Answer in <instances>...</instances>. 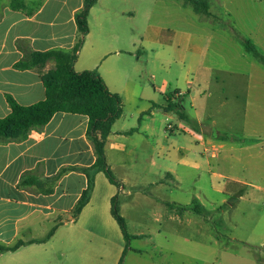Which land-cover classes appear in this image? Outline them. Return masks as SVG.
<instances>
[{
	"label": "crops",
	"instance_id": "0c3cea01",
	"mask_svg": "<svg viewBox=\"0 0 264 264\" xmlns=\"http://www.w3.org/2000/svg\"><path fill=\"white\" fill-rule=\"evenodd\" d=\"M10 1L5 0L0 13V119L12 111L7 95L22 106L46 99L42 76L55 69V62L27 70H18L15 64L33 52L71 53L80 37L76 14L84 6V0H30L39 4L13 9ZM165 2L169 3L167 10L171 16H180L185 8L191 7L182 0ZM159 3L161 0H98L90 10L89 33L74 65L76 72L98 71L109 90L119 94L123 103L144 104L142 109L136 107L130 117L123 112L106 140L107 163L120 186L112 184L103 172L97 173L88 204L78 218L74 217L88 178L80 171L59 174L68 167L89 168L96 162L94 147L87 135L89 118L85 115L59 112L43 128L32 129L25 140L0 141V242L6 246L18 241L24 243L14 252L0 254V264H120L126 240L112 215V201L116 197L127 228L130 223L145 225L147 219L153 218L159 226L158 234H166L165 238L171 236L170 246L149 242L161 262L168 254H179L184 207L196 200L206 209L200 185L206 177L213 192L228 197V202L225 201L233 211L237 202L249 195L245 187L264 191L260 184L233 176L235 162L240 159L234 147L228 148L232 136L210 120L213 95L208 83L219 87L220 77L207 79L199 73L197 86L192 87V82H188L189 90L177 89L170 94L166 92V82L158 89L164 95L162 101L155 92L151 96L146 88L135 83L134 58L140 59L145 50L153 51L164 30L171 34L167 49L176 55L178 62L187 64L188 53L196 51V64L191 62L188 74L206 56L202 55L203 48L196 49V42L203 43L210 38L190 31L194 30L190 27L165 29L152 24ZM244 49L252 55L245 46ZM171 95L179 100L184 113L199 131L184 120L177 121L176 113L164 109ZM159 113L168 123L167 129L159 127ZM205 127L225 134L228 140H218L215 136L214 140H207ZM216 169L223 170L227 176ZM26 175L40 185H21ZM191 178L198 190L191 203L183 204L179 196ZM218 179L228 181L220 185L216 183ZM131 236L134 242L151 235L140 232ZM99 238L111 245L107 256L104 249L95 247ZM236 241L248 253L232 255L236 259L232 260L234 264H264V254L250 251L264 249V237L261 242L244 238ZM128 250L142 253L132 247ZM127 255L128 251L122 264Z\"/></svg>",
	"mask_w": 264,
	"mask_h": 264
},
{
	"label": "rangeland",
	"instance_id": "374dc122",
	"mask_svg": "<svg viewBox=\"0 0 264 264\" xmlns=\"http://www.w3.org/2000/svg\"><path fill=\"white\" fill-rule=\"evenodd\" d=\"M4 2L5 0H0V13ZM210 3L213 16L198 15L191 7L185 8L180 16H171L167 10L169 3L161 0L152 23L165 29L183 30L190 27L194 29L190 31L210 38L203 43L196 42V49L203 48L202 55H206L202 58L203 63L198 68L192 67L193 71L188 74L191 62L196 64V51L191 50L188 53L187 64L178 62L176 55L167 49L171 34L164 30L159 36L158 44L153 46V51L145 50L140 59L137 56L134 58V80L140 88H146L151 96L155 92L162 101L164 95L159 93L158 89L161 90L166 82V92L170 94L177 89L189 90L188 82H192V87L197 86L199 73L200 76L205 74L207 79L220 77L219 87L213 82L210 85L208 83L209 92L213 95V117L210 120L215 121L219 128L232 136L228 148L234 147L240 159L235 162L237 166L234 165L233 176L264 186V63L247 54L244 49V42L248 40L264 54V0H210ZM22 4H28L29 8H32L39 2L22 0ZM197 27L199 29L195 31ZM49 61L55 62L56 68V61ZM46 64L38 67L44 68ZM136 107L142 109L144 104L139 101H125L123 112L130 117L135 114ZM157 119L159 127L167 129L168 123L162 120L164 118L161 113ZM189 119L192 120L190 117ZM203 129L207 140H214L212 128ZM216 172L226 175L220 169H216ZM227 181L228 179H218L216 183L223 185ZM193 184L195 182L192 178L184 184L183 193L179 196L183 204L194 200L198 186ZM200 185L204 190L202 202L206 213L200 215L186 210L181 234L183 237L178 244L179 254H168L163 261L158 260L161 257L151 249L149 242H163L168 245L171 236L167 235V240L166 234L159 235V226L151 218L147 219L145 225L130 223L129 235L147 232L151 236L134 242L131 240L128 248H136L142 253L127 250V260L124 264H234L236 259L232 255L248 253L242 244L236 243V239L244 238L253 242L263 240L264 191L257 192L252 187H245V192L249 195H245L246 200L238 201L233 211L230 209V203H227L228 197L211 190L208 177ZM98 240L99 243L95 247L104 249L107 256L111 246L109 241L104 242V239L101 242V238ZM250 251L257 255L264 254L262 248Z\"/></svg>",
	"mask_w": 264,
	"mask_h": 264
},
{
	"label": "trees",
	"instance_id": "16d2710c",
	"mask_svg": "<svg viewBox=\"0 0 264 264\" xmlns=\"http://www.w3.org/2000/svg\"><path fill=\"white\" fill-rule=\"evenodd\" d=\"M182 1L190 5L197 14L211 16L209 0ZM97 2L98 0H84L82 10L76 14L80 37L71 53L61 50H52L44 53L33 52L24 60L15 64L16 69L27 70L42 66L49 60H55L57 66L54 70L42 76L46 89L45 100L31 106H22L11 95H7V101L12 111L7 117L0 119V140L9 142L25 140L32 129L43 128L59 112L85 115L89 118L87 135L94 147L96 162L89 168L68 167L59 174L61 176L70 171H80L88 178L87 189L83 192L74 209L75 218H78L91 198L97 173L103 172L112 184L120 186L107 163L105 145L113 125L122 117V99L119 94L109 90L98 71L76 72L74 69L78 53L83 46L85 37L89 33L88 16L90 10ZM10 6L13 9L24 8L22 0H12ZM244 46L256 60L262 64L264 63V54L252 42L246 40ZM167 99L169 104L164 109L168 112L176 113L179 119L186 121L194 130L199 131V127L193 121H190L189 117L184 113L179 100L175 99L174 95L168 96ZM214 136L222 140H227L228 138L226 135L217 132H214ZM29 184L40 185L33 178L26 175L23 177L21 185L27 186ZM184 208L200 215L206 213L205 208L196 200L191 206H185ZM112 215L118 222L127 242L126 250L123 254L124 257L133 237L129 235L126 221L120 214L117 197L112 201ZM22 245H24L22 241H18L12 246H6L0 242V254L10 251L14 252ZM123 257L120 264L123 262Z\"/></svg>",
	"mask_w": 264,
	"mask_h": 264
}]
</instances>
